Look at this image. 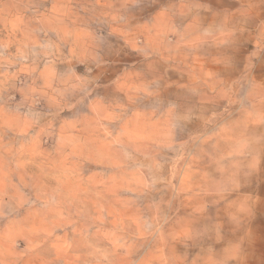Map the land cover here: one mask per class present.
<instances>
[{"label":"rangeland","instance_id":"rangeland-1","mask_svg":"<svg viewBox=\"0 0 264 264\" xmlns=\"http://www.w3.org/2000/svg\"><path fill=\"white\" fill-rule=\"evenodd\" d=\"M263 1L0 0V264H264Z\"/></svg>","mask_w":264,"mask_h":264},{"label":"crops","instance_id":"crops-1","mask_svg":"<svg viewBox=\"0 0 264 264\" xmlns=\"http://www.w3.org/2000/svg\"><path fill=\"white\" fill-rule=\"evenodd\" d=\"M262 12L258 13L257 16L249 15L247 19L250 20L251 18L253 20L262 21V27L257 28L256 24H250L249 31H248V48H247V56H248V63H258L261 64L264 67V58L261 56V52L264 51V48L261 47L259 43V36L262 31H264V1L263 5L261 6ZM264 80V77H263ZM253 84H254V77H253ZM264 84V81H263ZM259 102L263 105L264 108V92H263V97L259 98ZM254 127L257 128L258 130H264V115L263 117H258L254 121Z\"/></svg>","mask_w":264,"mask_h":264},{"label":"snow or ice","instance_id":"snow-or-ice-1","mask_svg":"<svg viewBox=\"0 0 264 264\" xmlns=\"http://www.w3.org/2000/svg\"><path fill=\"white\" fill-rule=\"evenodd\" d=\"M193 7H198V5H193ZM218 24H220V26L223 28L224 24L222 20H218L217 21ZM184 24L183 20L179 21V25L182 28ZM237 33L239 32V29H236ZM224 35L227 37L226 39V44L228 46H230L233 49V64L235 66V69L237 71H239L240 67H241V62H242V54L241 55H237V51L244 49V42H245V36H240V35H231L230 33H224ZM259 43L261 45L262 48H264V31L261 32L260 36H259ZM261 56L262 58H264V51L261 52ZM262 149H264V145H262ZM262 159H264V151H262ZM224 227L223 228H217L214 225L211 224V222H209V227H211V229L213 231H223L225 232V234L227 233V226L230 223H235V221H229L228 219L224 220ZM195 228H199V224H195L194 225ZM201 264H203V262L201 261ZM220 264H223V262L221 261Z\"/></svg>","mask_w":264,"mask_h":264}]
</instances>
